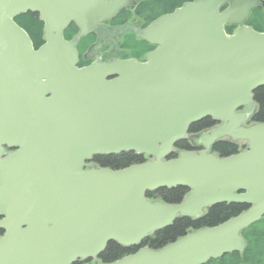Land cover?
I'll return each mask as SVG.
<instances>
[{
	"label": "water",
	"instance_id": "water-1",
	"mask_svg": "<svg viewBox=\"0 0 264 264\" xmlns=\"http://www.w3.org/2000/svg\"><path fill=\"white\" fill-rule=\"evenodd\" d=\"M135 2L0 0V124L14 122L27 141L0 161V264H74L98 257L110 242L139 246L176 219H198L220 204L249 206L220 225L109 263L206 264L243 254L242 232L263 218L264 123H245L264 87V33L245 22L264 0H195L136 31L158 46L145 63L78 68V39L68 42L63 32L71 23L79 38L96 32ZM29 13L44 23L38 50L15 22ZM226 26L237 27L228 34ZM207 118L221 125L189 137L204 150L167 160ZM224 138L247 142V150L210 154ZM122 153L154 160L84 170L95 156ZM176 188L189 190L178 204L146 198Z\"/></svg>",
	"mask_w": 264,
	"mask_h": 264
},
{
	"label": "trees",
	"instance_id": "trees-1",
	"mask_svg": "<svg viewBox=\"0 0 264 264\" xmlns=\"http://www.w3.org/2000/svg\"><path fill=\"white\" fill-rule=\"evenodd\" d=\"M187 0H150L140 3L136 8L133 15L143 18L144 25H149L161 16L172 13L175 9L184 5ZM120 15L126 22L131 17V12L124 11ZM15 22L22 29L32 36L34 40L39 39L42 32V23L36 15L29 13L15 18ZM246 25L253 30L264 33V8L259 6L254 9L246 22ZM74 25L68 28L71 31ZM234 27H227L226 32L232 34ZM42 43H40L41 45ZM39 45V44H38ZM254 101L258 106L257 112L250 120L251 124L264 123V87L257 90L254 94ZM213 121L210 118L203 120L198 124H194L189 129V134H196L204 129L210 127ZM187 142H180L176 145L178 149L193 150L188 147ZM241 151L238 144L231 141H219L212 147V154L219 157H229L236 155ZM146 162L144 157L135 153H123L116 156L101 155L95 157L92 163L102 164L111 170H121L133 165H138ZM189 190L186 188H176L172 190L161 189L156 192H148L146 197L151 200H160L167 204H178L188 194ZM249 206L240 204H220L210 208L207 213L196 220L189 218H178L168 228L154 233L152 236L147 237L141 243L139 249L149 248L158 250L166 245H169L178 239L184 237L189 231H198L200 229L215 227L223 222L238 216L245 212ZM245 239L246 247L243 254L232 253L223 256L218 260H211L206 264H264V216L263 218L245 229L242 232ZM137 249V248H135ZM134 249H123L114 243L109 244L107 250L102 255L106 263H112L124 256L129 255ZM135 252V251H134Z\"/></svg>",
	"mask_w": 264,
	"mask_h": 264
},
{
	"label": "flooded vegetation",
	"instance_id": "flooded-vegetation-1",
	"mask_svg": "<svg viewBox=\"0 0 264 264\" xmlns=\"http://www.w3.org/2000/svg\"><path fill=\"white\" fill-rule=\"evenodd\" d=\"M135 1L136 2L131 9H123L119 13H117V15L113 19L100 23L99 29L96 32H91L79 38L81 31L76 23L75 24L72 23L74 25L73 26L74 28H72L71 31L69 32L67 31L69 27L64 31L63 36L67 41L74 42L76 39H78V43L76 46L78 68L80 69L86 68L95 63L110 64L114 62H123L125 60H135L139 63H145L147 56L158 48V46L156 45H151L150 43L141 40L136 33V31L138 30L140 31L144 30L150 24L147 26L144 25L143 18L137 15H133V13L135 12L136 8L140 5V3L150 0H135ZM193 1L194 0H187L184 4ZM227 6L223 7L221 9V12H223ZM124 11L131 12V17L126 22L122 21L124 17L120 15ZM39 21L41 22L40 18ZM129 25L133 26L134 31L122 30L123 28ZM30 38L33 41L35 49H39L42 45H44L45 43L44 23H42V32L39 39L34 40L32 36H30ZM40 43L42 44L40 45ZM114 79H116V77H109L106 80L112 81ZM257 109L258 107L254 111L253 115L257 112ZM252 117H250V119ZM211 120L213 121V123L210 125V127L194 135L200 136L201 134L208 132L210 129L220 125L218 121H215L213 119ZM2 121L3 119L0 118V122ZM0 130H5L4 133L2 134V140H0V161L3 162L6 161L11 156L21 152L25 147L27 141H26V134H23L22 132L18 133L16 131V126L14 125V122L12 125L0 124ZM182 142H187V144L189 145L188 147L193 148V150L190 151H202L204 149L202 144L193 146V143L190 142L189 140H183ZM181 151H188V149L187 150L185 148L178 149L175 146L174 153L170 156V158H175L177 154ZM94 158L95 157H93L89 162L86 163L85 165L86 169H90L92 167L107 168L104 167V165L102 164L92 163V160ZM144 159L151 160L150 157H144ZM3 219L4 217H0V222ZM5 235H6V229L0 226V238H3ZM111 243H114L117 246L122 247L116 242H110L106 245L105 249L98 257L92 259H86V260L79 259L75 261L74 264H109L104 261L102 255L105 253L109 244ZM139 247L140 245L131 247L130 249H134V250L130 252L129 255L139 251L140 250ZM122 248L129 249L125 247Z\"/></svg>",
	"mask_w": 264,
	"mask_h": 264
},
{
	"label": "rangeland",
	"instance_id": "rangeland-1",
	"mask_svg": "<svg viewBox=\"0 0 264 264\" xmlns=\"http://www.w3.org/2000/svg\"><path fill=\"white\" fill-rule=\"evenodd\" d=\"M244 146V147H243ZM243 146L241 147V149L243 148V150H245L247 143H244ZM91 166V165H90Z\"/></svg>",
	"mask_w": 264,
	"mask_h": 264
}]
</instances>
